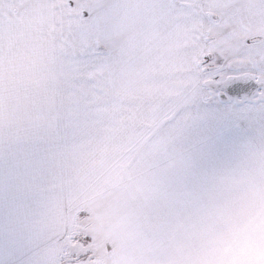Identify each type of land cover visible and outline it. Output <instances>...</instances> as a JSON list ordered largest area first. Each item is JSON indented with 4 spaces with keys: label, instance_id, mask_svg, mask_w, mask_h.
I'll list each match as a JSON object with an SVG mask.
<instances>
[{
    "label": "snow or ice",
    "instance_id": "1",
    "mask_svg": "<svg viewBox=\"0 0 264 264\" xmlns=\"http://www.w3.org/2000/svg\"><path fill=\"white\" fill-rule=\"evenodd\" d=\"M0 264H264V0H0Z\"/></svg>",
    "mask_w": 264,
    "mask_h": 264
}]
</instances>
